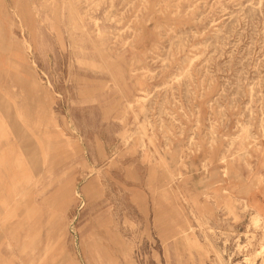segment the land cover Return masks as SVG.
I'll return each instance as SVG.
<instances>
[{
	"label": "rangeland",
	"instance_id": "obj_1",
	"mask_svg": "<svg viewBox=\"0 0 264 264\" xmlns=\"http://www.w3.org/2000/svg\"><path fill=\"white\" fill-rule=\"evenodd\" d=\"M0 264H264V0H0Z\"/></svg>",
	"mask_w": 264,
	"mask_h": 264
},
{
	"label": "bare ground",
	"instance_id": "obj_2",
	"mask_svg": "<svg viewBox=\"0 0 264 264\" xmlns=\"http://www.w3.org/2000/svg\"><path fill=\"white\" fill-rule=\"evenodd\" d=\"M79 188V187H78Z\"/></svg>",
	"mask_w": 264,
	"mask_h": 264
}]
</instances>
